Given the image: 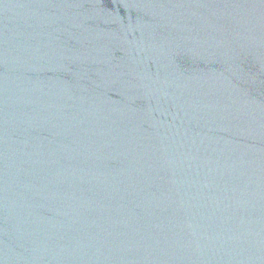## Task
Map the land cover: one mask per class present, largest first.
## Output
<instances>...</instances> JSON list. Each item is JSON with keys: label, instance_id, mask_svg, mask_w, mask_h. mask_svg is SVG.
Returning <instances> with one entry per match:
<instances>
[{"label": "water", "instance_id": "1", "mask_svg": "<svg viewBox=\"0 0 264 264\" xmlns=\"http://www.w3.org/2000/svg\"><path fill=\"white\" fill-rule=\"evenodd\" d=\"M0 264H264V0H0Z\"/></svg>", "mask_w": 264, "mask_h": 264}]
</instances>
